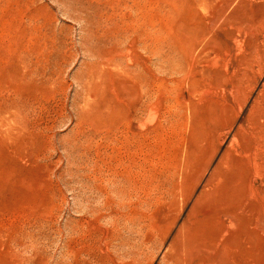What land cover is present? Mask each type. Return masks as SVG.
Segmentation results:
<instances>
[{
  "label": "rangeland",
  "instance_id": "rangeland-1",
  "mask_svg": "<svg viewBox=\"0 0 264 264\" xmlns=\"http://www.w3.org/2000/svg\"><path fill=\"white\" fill-rule=\"evenodd\" d=\"M263 43L264 0H0V264H264Z\"/></svg>",
  "mask_w": 264,
  "mask_h": 264
},
{
  "label": "bare ground",
  "instance_id": "bare-ground-1",
  "mask_svg": "<svg viewBox=\"0 0 264 264\" xmlns=\"http://www.w3.org/2000/svg\"><path fill=\"white\" fill-rule=\"evenodd\" d=\"M229 2H230V1H229ZM229 2H228V3H229ZM227 6H228V5H227ZM227 6H226V7H227ZM224 7H225V6H224ZM226 9H227V8H226ZM228 9H229V7H228ZM224 16H225V15H224ZM228 16H230V15H228ZM228 18H229V17H228ZM221 22H222V21H221ZM247 33H248V32H247ZM38 35H39V34H38ZM256 37H257V36L254 34V36L251 38V39L254 38V39L256 40V43H254V42L249 43V49H251V48L254 46V47L252 48L251 52H250L252 56H259V55H260V43H261V42H260V39H259L258 37H257V38H256ZM43 39H44V38H43ZM49 41H50L52 44H54V41H53L52 39H50ZM263 44H264V43H263ZM241 46H242V45H241ZM244 58H245V57H244ZM250 71L252 72V70H250ZM252 73H253V72H252ZM260 110H261V109H260ZM260 110H259V111H260ZM263 111H264V110H263ZM258 113H260V112H258ZM258 115H259V114H258ZM262 115H263V114H262ZM259 116H260V115H259ZM260 117H261V116H260ZM260 117H259V118H260ZM262 117H263V116H262ZM259 118H258V119H259ZM262 119H263V118H262ZM258 123H259V122H258ZM260 126H261V125H260ZM257 128H258V127H257ZM260 128H261V127H260ZM262 128H264V127H262ZM30 131H31V130H30ZM263 132H264V131H263ZM27 137H28V136H27ZM217 246H218V245H217Z\"/></svg>",
  "mask_w": 264,
  "mask_h": 264
}]
</instances>
